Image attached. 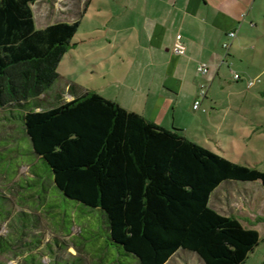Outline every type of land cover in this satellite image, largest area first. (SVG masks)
<instances>
[{"label": "trees", "instance_id": "1", "mask_svg": "<svg viewBox=\"0 0 264 264\" xmlns=\"http://www.w3.org/2000/svg\"><path fill=\"white\" fill-rule=\"evenodd\" d=\"M36 1L0 0V110L19 119L10 131L28 140L50 169L51 183L66 198L99 209L108 240L139 264H165L179 249L196 253L204 264H244L259 243L258 231L212 209L209 198L226 180L264 185V172L73 82L62 81L72 100L36 110L33 103L62 79L57 68L79 25L60 21L37 29ZM4 119L12 121L7 114ZM10 205L0 217V226H8L0 238L15 233ZM17 213L31 214L23 208ZM31 225L39 231L40 216ZM36 231L18 235L15 248L9 239L0 257L9 258L8 247L26 254ZM65 242L66 249L74 246Z\"/></svg>", "mask_w": 264, "mask_h": 264}, {"label": "crops", "instance_id": "2", "mask_svg": "<svg viewBox=\"0 0 264 264\" xmlns=\"http://www.w3.org/2000/svg\"><path fill=\"white\" fill-rule=\"evenodd\" d=\"M56 1L69 2L68 6L65 4L68 13L75 12V21H78L77 17H84L95 0ZM103 2L98 9L103 11L104 24L93 30L87 51L91 55L107 50L101 55L104 61L111 59L107 52L115 49L122 63L126 52L134 53L131 60L134 64L120 71L119 80L123 88L135 94L127 92L135 101L125 105L98 94L164 129H179L195 143L198 137L204 143L214 142L224 147L223 142H226L229 148L240 145L250 154L257 153L256 145L248 150V141H264V0ZM53 5L56 10L62 7L57 2ZM126 18L132 20L125 21ZM231 31L236 33L232 40L227 36ZM224 42H229L227 50L223 48ZM176 47L180 52L175 51ZM134 65L135 73L132 72ZM200 65L206 67V73L198 70ZM234 73L241 79L234 80ZM248 80L259 82L249 87ZM201 86H206L207 90L196 109L200 111L198 115L194 113L193 102ZM54 88L61 92L41 95L33 103L36 110H40L44 96L50 95L47 105L74 98L65 83L54 85ZM240 182L244 188L236 192L239 199L236 197L229 203L218 198L219 208L212 209L237 218L247 229H255L245 221L260 219L264 223V185L258 180ZM230 195L226 192V196Z\"/></svg>", "mask_w": 264, "mask_h": 264}, {"label": "rangeland", "instance_id": "3", "mask_svg": "<svg viewBox=\"0 0 264 264\" xmlns=\"http://www.w3.org/2000/svg\"><path fill=\"white\" fill-rule=\"evenodd\" d=\"M55 2L62 7L58 6L57 10L54 9ZM104 2L95 0L90 4L91 9L86 11L84 17H80V15L77 17L79 21L77 31L70 40V48L63 55L57 68L62 79L55 82V85H60L62 81H70L84 90L100 93L106 98H114L125 105H132L135 101L132 95L135 94L123 88L119 75L120 71H125L130 67L129 65L134 64L131 61L134 58V53L126 52V59L122 63L118 61V51L115 49L107 52L111 55V59L104 61L101 55L107 50L91 55L87 51V44L90 43V37L92 39L93 30L101 28L100 26L104 22L103 11L98 9L101 7L99 3ZM68 3L67 1L37 0L31 6L35 27L41 29L60 21L75 22L74 14L76 13L73 12V15L68 13L69 10L65 6V4L68 6ZM110 4L118 5L114 2ZM128 19L132 20L126 18L125 21H129ZM122 21L124 22V19ZM130 61L131 64H128ZM124 65L126 66L124 67ZM135 71L134 65L132 72L135 73ZM59 91V88H54L52 93H49L55 95ZM127 92L132 95L130 96V93ZM50 95L43 97L44 101L40 104L42 110L47 109V100ZM52 101L54 102V99ZM191 108L192 105L189 109ZM194 111V113L200 114V111L195 109ZM6 114L9 120L13 119L10 113L8 115L5 111L0 110V217L6 215L7 204H11L12 214H14V221L11 225L14 227L15 233L7 235L6 238H0V248L7 246L6 242L9 239L12 240L14 248L17 247L19 239L16 237L26 231H36L31 223H37L39 216L43 226L39 231H36L37 237L30 238L31 244H29V248H26V254L17 253L16 249L13 253L12 249L9 250L10 247H8V251L11 252L9 258L3 256L0 257V260L6 264H139L134 256L122 254L119 246L108 240L99 209H91L66 198L51 183L50 169L42 159L32 152L28 140L25 137H20V134L10 131L12 126H16L13 124L14 122L20 123L19 119L16 118L9 123L4 119ZM17 131L21 130L18 128ZM195 140L199 145L221 156H227L226 158L233 162L249 165L264 172V141L261 139L258 141L259 143H256V139L248 141V150L250 151L252 146L256 145V154H250L246 151L245 146L235 145L238 147L232 149L225 144L226 142H223L224 147H221V144L217 143L216 145L214 142L204 143L198 137ZM238 152H241L240 155ZM246 152L248 153L246 154ZM29 168L34 174H30ZM242 183L233 180L223 182L218 191L216 189L211 195L209 206L214 209L215 207L219 208L218 198L223 202L226 200L230 201L229 203L233 202V199L238 198L236 192H242L244 188ZM11 185L14 186V190L9 192L8 188ZM218 192L224 196L216 194ZM226 192L231 195L226 196ZM5 196L10 199L11 203L5 200ZM229 205L231 206V204ZM22 208L27 209V212L31 214L17 213ZM31 209L36 210L28 211ZM241 220L245 221L243 218ZM245 222L254 225L255 230L259 233V243L249 252L244 264H264V223H261L260 219L258 221L249 219ZM7 231V222L2 223L0 235L6 234ZM54 237H58L61 242L55 240ZM39 239L40 242H38ZM64 240L68 244L71 241L74 246L70 244L71 247L66 249L68 245L66 242L63 243ZM15 253L19 255L16 256ZM12 256L14 259L11 260ZM166 264H204V262L196 253L179 249Z\"/></svg>", "mask_w": 264, "mask_h": 264}, {"label": "built area", "instance_id": "4", "mask_svg": "<svg viewBox=\"0 0 264 264\" xmlns=\"http://www.w3.org/2000/svg\"><path fill=\"white\" fill-rule=\"evenodd\" d=\"M227 36H228L230 39H233V38L236 36V33H235V31H231V32H229V33L227 34ZM228 47H229V43H228V42H226V43L223 44V48H224L225 50H227ZM175 51H176V52H180V48L176 47V48H175ZM198 70H199L201 73H206V71H207V69H206V67H205L204 65H200L199 68H198ZM233 79H234V80H239V79H241V76H240L238 73H234V74H233ZM256 82H259V80H257V81H254V80H248V81H247V85H248L249 87H251V86H253ZM206 90H207V87H206V86H201V87H200L199 92H198V98H197V99L194 101V103H193V109L196 110V109L199 108V105H200V101H201V99H202L203 97H205V95H206Z\"/></svg>", "mask_w": 264, "mask_h": 264}]
</instances>
